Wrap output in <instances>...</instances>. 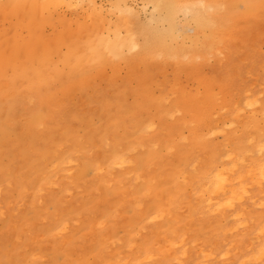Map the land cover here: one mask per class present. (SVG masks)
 I'll use <instances>...</instances> for the list:
<instances>
[{"label": "rangeland", "instance_id": "rangeland-1", "mask_svg": "<svg viewBox=\"0 0 264 264\" xmlns=\"http://www.w3.org/2000/svg\"><path fill=\"white\" fill-rule=\"evenodd\" d=\"M84 1L74 0L78 4L62 10L64 16L82 17ZM93 1L107 13L116 0ZM121 2L131 5V32L136 25L150 30H142V36L135 32V40L173 27L170 35L173 44L183 46V64L163 63L144 79L141 65L133 69L118 61L119 67L105 66L100 73L88 70L86 84L78 89L30 102L23 96L0 101V264H109L112 256L127 264H257L251 253L264 240V180L255 186L246 176L234 183L245 187L243 198L220 216L206 205L215 198L207 200L211 195L201 193L197 182L208 163H227L226 153L237 158L236 172L251 158L264 156L259 149L264 142V8L219 25L215 44L190 64L193 45L183 36L194 33V23L187 11L178 12L172 24L149 2ZM50 29L45 28L47 36ZM249 101L253 104L246 107ZM169 109H175L172 117ZM195 113L203 116L201 125ZM145 125L149 128L140 134L137 126ZM114 149L125 162L108 167L106 158ZM177 171L187 181L181 190L171 183ZM235 208L242 210L236 214ZM165 237L182 239L173 254L161 256L155 251Z\"/></svg>", "mask_w": 264, "mask_h": 264}, {"label": "bare ground", "instance_id": "bare-ground-1", "mask_svg": "<svg viewBox=\"0 0 264 264\" xmlns=\"http://www.w3.org/2000/svg\"><path fill=\"white\" fill-rule=\"evenodd\" d=\"M84 2H82V4ZM94 2L95 1L93 0H88V2L85 3L87 4V8L86 6H84L85 9L83 7V9L81 8L83 10L81 13L82 17L80 16L79 18L72 20L73 18L70 15L69 16L72 19H68L66 16H64L65 14L62 12V10H65V8L70 9V7L73 5H77L78 2H74V0H0V101L9 102L12 101L11 99L17 96H23V98H27L29 101V98H35L37 96L41 97L42 95L46 94L51 95L54 92L58 93L60 91V94H62L72 91V88L78 89V87L86 84V72L88 70L92 69L95 71V73H100L102 72V69H105V66H113L112 68H114L115 65L118 66L120 63L118 61H121L122 63L124 62L123 64L127 65V67H136L137 65V69L138 65H141L145 69L143 70L144 72L141 71L143 74H145L144 79H150V75L154 72V69H156V67L158 68V65H162L163 63L172 62L174 66L183 64V54H185L183 53V46L182 44H173L172 41L174 38H172L170 35V33L173 34V27L167 34H163L159 32L158 29H155L153 32H150L148 37L146 35V37L141 41L138 39L135 40V37H137L135 32L138 33L139 36H142L141 33L145 29L140 28V31L139 28H137L138 25H136V27H134L138 30H133V32H131V28L129 27L130 23L128 21V18L132 19L133 17H131L129 14L131 13V9L129 8L131 5L127 7V5L125 3L123 4L121 0H116L110 4V9L107 11V13H104V11L101 9L102 7H100L101 5L97 6ZM142 2H149L152 4L155 10L162 11L164 16L170 20L172 24L175 22V17L178 12L184 13L187 11L186 13L189 14L190 20L194 23V33L184 34L183 36V38H189L193 45L191 51L189 52L191 54L189 62H193L196 56H204V53H206L208 50L209 44H215V33L219 25H222L226 22L228 23L229 21L235 23V21H239L238 19L240 18L242 19L243 17L254 15V12L257 9L264 8V0H142ZM122 12H125L127 17ZM117 13H119V15ZM106 15H110L111 17L108 16L109 18H107ZM131 21L132 20H130V22ZM136 21H133V23H136ZM48 27L52 28L50 30L53 32L50 31L51 33L49 34L47 31L49 34L47 36L46 32L44 31L45 28ZM58 27L61 28L57 29ZM121 27H123V30H121ZM150 27L152 26H149L148 28ZM146 31L149 32L150 30H145V33H148ZM145 33L143 32L144 35ZM200 33L202 35L201 39L203 38V41L199 42V45H197L196 40ZM61 46H64V52H61ZM114 60H116L118 63L115 64L116 61ZM150 62H153V64ZM150 64L151 70L149 71ZM112 68L110 69L112 70ZM113 70L112 72L114 73L116 69L114 71ZM89 77L93 76L89 75L88 78ZM139 84H141V82ZM57 85L58 87H56ZM145 92L143 93L144 97H149L147 94L149 93V90L146 93L147 95ZM147 100L149 102L150 98ZM161 100V98L160 100L159 98L156 99V103H159ZM177 103L178 101L175 102V107L179 105H177ZM251 104H253L252 101L244 103L246 107L250 106ZM3 107L5 108V106ZM193 108L195 109V107ZM175 109L168 110L170 117H172L171 115L174 114L173 110ZM198 110H196L197 113L200 112ZM200 113H202V110ZM237 115L238 114L236 113L235 116ZM195 116L198 119V125H201L204 119L201 117L203 116L197 115L196 113ZM207 116L205 117L206 119ZM232 117L234 116L232 115ZM7 125L9 126V124ZM148 125L143 127L137 126V131L141 134L143 130L149 128ZM221 125L222 124H220V126ZM10 127L12 128V126ZM259 147L261 150L264 149V142L260 144ZM259 149L257 148L258 151ZM123 155L124 154H122L121 151L115 149L110 151L106 158L107 166H122V164L125 162ZM224 158L229 161L227 163L219 161V163L215 165L210 163H208L207 166L205 165L204 170L198 177V182L196 181L197 183H200L198 185V189L201 193L206 191L209 195H211L208 196V198L206 197L207 200L213 199L212 197L215 198L213 203L207 201L206 205L210 209L212 208V211L220 213L219 216L221 215L224 208H233V203L243 198L245 187L243 188L242 185L238 184L242 182L241 180L244 177L248 176L253 183L257 182L258 184H260V181L264 180V156L251 158L249 163L246 164L245 168L242 167L244 170L241 168L242 171L240 172L235 171V161H238L236 160L237 158H233V156H230L229 153L224 154ZM81 173L82 171H80L79 175H81ZM179 176L181 179H178ZM170 177L171 183L175 184V187H173L175 188L174 190H181L187 185V181L183 180L185 178L179 174V171L173 172ZM175 181L177 183H175ZM197 183L194 182V185ZM234 183L238 184L235 185ZM257 183L255 186L258 185ZM205 184H207L209 189H206L207 187L204 188ZM263 203L264 202H262V204ZM258 204H260V202ZM241 206H243V204ZM238 208H235L233 212L235 211V213L238 214V212L242 210ZM211 210H209V212ZM163 212L164 211H161L162 214H156H159V216L162 215L161 217H163ZM235 213H233L234 216ZM156 217H158V215ZM176 219L177 218H175V220ZM234 224L236 223L234 222ZM64 227L65 226L60 225V229L63 232L67 229H64ZM260 228L259 231L261 232L262 228ZM256 233L260 234L258 231ZM178 238L179 240L182 239L180 237ZM179 240H177V243ZM158 242L159 239L157 240V243ZM177 243L173 237H165L162 240V245H160L161 248L159 249V247H156L157 250L153 251H159V254L164 256V254H167V251L172 253L171 249L173 250L174 246H177ZM260 245L261 247H257L258 249L256 252L253 253L252 251L251 258L253 254V259L258 261L257 264H264V261L260 260V258L264 255V240ZM203 253L205 252L203 251ZM149 254L150 253L147 252L144 256V259L148 260ZM207 254H205V256ZM115 258L116 256H112V260L109 264H127V262H123V260H121L122 263H120V258ZM133 263L134 261L131 264ZM200 263L201 261L199 260L194 262V264Z\"/></svg>", "mask_w": 264, "mask_h": 264}]
</instances>
